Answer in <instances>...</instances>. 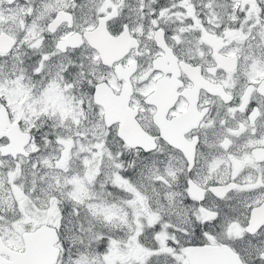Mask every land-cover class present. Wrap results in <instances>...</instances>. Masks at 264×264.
Returning <instances> with one entry per match:
<instances>
[{"label":"snow or ice","instance_id":"1","mask_svg":"<svg viewBox=\"0 0 264 264\" xmlns=\"http://www.w3.org/2000/svg\"><path fill=\"white\" fill-rule=\"evenodd\" d=\"M0 264H264V0H0Z\"/></svg>","mask_w":264,"mask_h":264}]
</instances>
